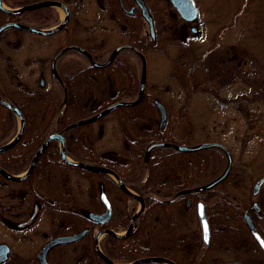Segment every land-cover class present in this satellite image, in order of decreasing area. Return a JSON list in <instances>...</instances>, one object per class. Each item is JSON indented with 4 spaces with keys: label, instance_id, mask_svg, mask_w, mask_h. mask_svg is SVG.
<instances>
[{
    "label": "flooded vegetation",
    "instance_id": "obj_1",
    "mask_svg": "<svg viewBox=\"0 0 264 264\" xmlns=\"http://www.w3.org/2000/svg\"><path fill=\"white\" fill-rule=\"evenodd\" d=\"M82 1L28 0L27 3L22 5H14L19 0H1V7L7 10H18L27 5L43 2H58L63 6L54 4L20 14H10L0 10V13L15 16L11 20L0 23V27L8 23H19L49 31L63 23L58 32L51 34L59 35L56 42L51 41L44 47L31 48L32 51L27 56L18 54L21 32L26 31L10 27L0 33V42L4 39L5 47H12L16 50L18 54L16 65L20 67L27 64L30 70L28 71L37 78V82L34 81L36 86L33 88H29L25 92L17 89L13 90L23 100V104H19L8 94V90L0 80V96L5 101L13 104L23 116V133L26 121L29 118L33 120L37 133L31 139L36 147L28 166L20 174L11 175L23 176L25 174L34 155L50 135H60L62 137L63 154L68 160L106 171L93 172L66 163L61 158V140L60 138H54L42 151L27 178L21 181H11L0 175L3 180L18 184L22 189V193L27 194L30 198L28 202L21 201L26 202L23 212L18 210L14 212V217L22 218L21 221H5L3 216H1V219L16 230H22L32 226L43 210H46L50 216L56 215V217H63V219L75 217L72 219L74 224L77 223L75 219L78 218L77 224L79 226L77 225L78 227L70 232H55L50 236L44 233L43 241L32 260L34 264H39L37 255L48 242L63 236L78 234L83 230H87V232L79 240L65 244L57 243L51 246L46 253L47 261L50 264H71L63 263L62 259L66 251L70 247H76L78 244L82 245L83 242H86L82 245L83 247H80V258L78 259L81 260L85 256L90 264H135L137 261L140 263L136 264H195L196 254L203 245L204 252L208 248H212L211 238L213 239V235L211 233L210 243L206 246L202 240L200 224L199 229H196L190 239L182 238V236L172 240L148 238L150 234L147 231L153 227V217L156 211L165 206L167 207V205L176 206L178 204L183 205L184 208L194 206L196 210L197 202L201 201L204 204L205 202L201 199V196L199 197L202 192L195 193L193 189L206 184L183 187L166 197L158 189H156L157 193H152L151 187L146 185L149 179L150 158L154 157L152 151L158 147L174 149L173 144L180 145L173 137V133L181 123V118H184L180 113L187 108V105L180 106V110L177 108L179 106L169 107L160 98L162 84L156 86L149 84L152 71L151 65L155 63L156 72L163 77L165 60L167 59L174 64L175 71L173 75L177 74L175 79L192 81V88L184 90L187 96L196 93L217 94V91L219 92L220 89L227 87L232 81L237 83L244 81L243 63L236 61L241 52L234 51L233 48L225 47V44H222L221 38L224 32L222 29V32L217 33L214 44L208 42L209 44L203 48L199 59L196 62L191 61L193 57H197L199 52L195 48L193 38L200 37L202 32L199 29L200 8L197 2L199 16L190 21L181 16L170 0H166L170 5L169 10L157 11L149 8L147 0H143L151 17V30L149 21L143 17L136 0H91L87 3L89 5L94 4L95 8L90 14L81 9ZM55 6H59L63 10L62 20L58 18L57 12L54 10ZM235 15L237 22L241 12H237ZM52 21L54 23H50ZM46 23H49V25H46ZM177 30L181 34V39L178 41L172 39L178 32ZM12 32L18 33L19 36L11 39L10 37L7 38L8 34ZM31 34L44 37L50 36L38 33ZM213 61L215 65H217V62L220 66L218 72L221 75H216V71L212 66ZM144 68L145 79L143 78ZM212 70L214 72L211 74ZM19 75L20 71L15 69L17 86L21 89L23 80L19 79ZM217 76H219V86L215 85L217 80H212L208 84L204 83L205 87L201 90L197 86V82H202L206 78L211 80ZM246 76L249 82L253 81L249 78L253 77L252 74ZM143 80H145V83L142 98L138 103L135 105H120L92 122L79 123L94 118L113 104H128L137 100L141 94L140 89ZM256 81H253V83L255 84ZM155 100L160 101L166 109V122L163 128H161V112L154 104ZM149 111L155 113V119L146 115V112L149 113ZM10 112L17 119V116L12 111ZM115 112H119L115 122H117L122 135V149L101 152L98 148V141L103 135L105 127L102 120ZM156 123L158 126L154 130L153 126ZM142 124L144 125L142 126ZM22 136L20 140H22ZM117 139L121 141L120 135L117 136ZM112 140L114 139L112 138ZM155 143L166 145L153 148L146 158L145 154L148 147ZM184 143L187 146V142ZM53 144L57 149L55 153L58 156L57 160H54L55 154L51 148ZM140 166L142 170L146 168L147 172L143 171L139 178L131 179L129 183L123 181V176L127 172ZM72 171L80 173L82 180L87 182L91 189L87 192L83 188L79 190L75 201H72V196L68 195L70 186L66 182L59 184L57 180L58 173L63 172L64 176ZM161 172L162 169L156 170L154 168L155 174ZM88 173L94 175H88ZM112 173L123 183L125 190L119 186ZM39 177H42L43 180H40ZM26 180H30V183L27 186L22 185L21 182ZM39 189L41 190L39 191ZM182 190H192V192L179 195L178 193ZM260 197L261 190L255 198L260 208L258 212L249 210L255 200L248 205L243 202L242 221L245 210H249L251 216L252 213L258 215L261 213ZM150 202L157 204L155 209L151 211L149 217L151 222L143 228L142 233H138L136 230L140 222L147 217V208ZM74 203L76 211L71 206ZM89 206L92 207H90V210L87 209ZM181 209H179L180 212ZM26 214L28 216H25ZM134 216L135 219H133ZM131 221L133 222L131 223ZM62 224L63 222L61 226H63ZM197 234L201 242L198 248ZM163 240L165 241L164 244ZM228 242L222 235H219L218 244L224 252L229 250ZM1 243L7 244L6 242ZM244 243L239 240L235 246L243 249ZM163 245H167L169 248H163ZM55 252L59 255V258L61 257L60 261L50 259L51 254ZM261 254L264 256L262 252ZM8 259L4 263L8 262ZM236 260L241 261L232 259L219 264ZM27 264H31V262Z\"/></svg>",
    "mask_w": 264,
    "mask_h": 264
},
{
    "label": "rangeland",
    "instance_id": "obj_2",
    "mask_svg": "<svg viewBox=\"0 0 264 264\" xmlns=\"http://www.w3.org/2000/svg\"><path fill=\"white\" fill-rule=\"evenodd\" d=\"M59 1L63 2V0ZM90 1L83 0L80 5L81 9L87 11L88 14L95 8L94 4L89 5L87 3ZM147 2L149 8L155 11L170 9V5L166 0H147ZM196 2L200 8L199 29L202 32L200 37L193 38L195 48L199 52L197 53V57H193L191 61L196 62L203 48L209 44L208 42L214 44L217 33L222 32L223 29L222 44H225V47L233 48L234 51L238 50V52H241L236 61L243 63L244 81L239 83L232 81L227 87L220 89L219 92L217 91V94L196 93L187 96L184 90L192 88V81L175 79L177 74L173 75L175 71L174 64L166 59L163 77L156 72V64L153 62L149 84L154 86L162 84L160 98L169 107L179 106L177 108L180 110V106L187 105L186 110L180 113L184 118H181V123L173 133V137L178 142H187V146H194L201 142H215L223 144L229 149L233 159V166L229 177L222 187L235 194L248 205L251 201L255 200V197L251 196V187L254 181L264 175V0H196ZM242 6L244 10L240 9ZM54 8L58 18L62 20L63 10L59 6H55ZM237 12H241V16L236 22L235 13ZM26 19L29 20L28 18ZM178 32H176V35L172 39L177 41L181 39V34ZM18 36V33L12 32L8 34L7 38L10 37L11 39ZM20 36L18 54L21 56H27L32 51L31 48H36V46L44 47L51 41L56 42L59 37V35L44 37L26 32H21ZM18 54L14 48L5 47L4 39L1 40V83L15 101L23 104V100L13 90L17 89L18 91L25 92V90L36 86L34 81L37 82V78L29 72L27 64H23L20 67L16 65ZM20 55L19 57H21ZM216 64L213 61V69L216 71V75H221L218 72L220 66L217 62ZM15 69L20 71L19 79L23 80L21 89L17 86ZM214 70L211 71V74ZM247 74L253 75V77L249 78L253 81L257 80L255 84L253 81L249 82ZM206 77L208 78V76ZM207 78L203 79L204 81L202 82H197L200 90L205 87L204 83L208 84L212 80H217L215 85L219 86V76L211 80ZM118 113L115 112L102 120L105 127L103 135L98 141V148L101 152L122 149V135L117 122H115ZM146 115L155 119L153 111L146 112ZM16 121L17 131L20 128L18 117ZM156 126H158L157 123L153 126L154 130ZM118 135H120L121 141L117 139ZM57 176L59 184L66 182L70 186L68 195L72 196V201L76 200L77 192L82 188L86 192L91 191L89 184L82 180V175L78 172L72 171L64 176L63 172H60ZM39 179L43 180L42 177H39ZM262 197L263 205L261 206L259 219L264 221V193ZM29 200V196L22 193V189L18 184L0 178V243L6 242L10 246L9 259L4 264H27L28 262L34 264L32 260L43 241L44 233L48 236L55 232L67 233L79 226L77 224L78 218L75 219L77 223L74 224L72 219L75 217L63 219V217H56V215L50 216L46 210H43L37 216L32 226L22 230H16L1 219V216H3L5 221H21L20 219L22 218L18 219L14 217V212L17 210L23 212L26 202ZM71 206L74 209L76 207L75 203ZM90 207H87V209L90 210L92 208ZM179 209L182 211L180 212ZM25 216H28V214ZM62 222L63 226H61ZM197 228L199 229V221L194 206L184 208L181 204L176 206L167 205V207L165 206L155 212L153 227L147 233L150 234L148 238L152 239L172 240L180 238L179 236L190 239ZM218 242L219 235L217 234L213 236V239L211 238V249L208 248L204 252L203 245L196 254L195 264H219L227 260L246 258L242 252H224L221 250L222 248H220ZM248 242V250H240L249 252L251 255L257 256L258 259H262L253 243L250 240ZM85 243L83 242L82 245ZM164 243L165 241L163 240ZM82 245L78 244L76 247H70L63 256V263L90 264L85 256L81 260L78 259L80 258V247H83ZM163 248L169 247L163 245ZM50 259L60 261L61 257L59 258V255L55 252L51 254Z\"/></svg>",
    "mask_w": 264,
    "mask_h": 264
},
{
    "label": "trees",
    "instance_id": "obj_3",
    "mask_svg": "<svg viewBox=\"0 0 264 264\" xmlns=\"http://www.w3.org/2000/svg\"><path fill=\"white\" fill-rule=\"evenodd\" d=\"M27 1L28 0H19V2L14 5H22L27 3ZM240 9L244 10L243 6ZM14 17L15 16L10 14L0 13V23L11 20ZM46 25H49V23H46ZM16 122L15 116L7 108L0 105V146L4 145L15 135ZM36 135L37 133L33 120L29 118L26 121L22 140H20L17 145L0 155V168L9 174H20L23 172L28 166L36 147L33 141H31ZM178 143L180 145H185L183 141ZM51 148L55 154L57 150L55 144H53ZM152 154L154 157L150 158L149 179L147 180L146 185L151 187L153 190L152 193H157L158 191L156 189H158L164 197L172 195L183 187L198 186L207 183L216 178L226 167V157L218 149L181 153L174 149L158 147L152 151ZM54 158V160H57L58 156L55 154ZM41 162L42 160L40 163ZM154 168L156 170L162 169V172L155 174ZM143 171L146 173V168H143L142 170L141 166L134 167L130 172H127V174L124 176L122 175L124 177L123 181L129 183L131 179L139 178V175L141 176ZM88 175L94 174L88 173ZM29 183L30 180L21 182L22 185L26 186ZM223 183L211 190L202 192L199 195L206 204L207 216L212 235H222L224 239H227L229 241L228 251L242 252L246 258H242L241 261H244L247 264H264V256L261 254L258 246L252 240L247 229L243 225V201L235 194L223 188ZM263 193L264 185L261 189V206L263 205ZM156 205L155 202H150V205L147 208V217L140 222L136 232L142 233L143 228L150 224L151 221L149 217L152 209H155ZM252 217L264 237V221L259 219L260 217L258 214L252 213ZM199 239L200 237L197 239V248L201 245ZM239 240L245 242L243 245L244 250H248L247 245H249L248 240H250L262 259H258L257 256L251 255L249 252L244 250L241 251L240 248H237L235 245L238 244Z\"/></svg>",
    "mask_w": 264,
    "mask_h": 264
},
{
    "label": "water",
    "instance_id": "obj_4",
    "mask_svg": "<svg viewBox=\"0 0 264 264\" xmlns=\"http://www.w3.org/2000/svg\"><path fill=\"white\" fill-rule=\"evenodd\" d=\"M170 1L172 2L174 7L179 11V13L181 14V16L184 19L191 21V20L196 19L199 16V9L196 5L195 0H170ZM136 2L138 4L139 8L141 9V13H142L143 17H145L149 21V26H150V29L152 30L151 17H150V14L148 12V9H147L144 1L143 0H136ZM54 4H57V5H60L61 7H63L58 2H43V3H36V4L27 5V6H24L20 9H18V10H7V9L1 7V0H0V10H2L5 13H10V14H20V13L25 12V11H29L32 9H38V8L44 7V6H52ZM62 26H63V23L53 30L44 31L41 29L28 27V26H25V25H22L19 23H8V24H5V25L0 27V33H2L5 29L12 27V28H17V29H20V30L26 31V32L38 33V34H42V35H51V34L58 32L62 28ZM143 78L145 79V68L143 69ZM144 83H145V80H143L141 83V89H140L141 94L138 97V99L135 100L134 102L128 103V104H122V103L113 104L112 106H110V108L99 113L94 118H92L88 121L79 122V123L92 122V121L102 117L106 113H108V111L111 110L112 108L118 107L120 105H135L142 98ZM0 104L5 106L6 108H8L10 111H12L20 120V128H19L18 132L15 134V136L8 143L4 144L3 146H0V155H1L2 153L6 152L10 148H12L14 145H16L18 143V141L20 140L22 133H23V129H24V120H23V116H22L21 112L13 104L5 101L1 96H0ZM154 104L159 108V110L161 112V128H163V126L166 122V109H165L164 105L158 100H155ZM54 138H60V140H61V158L66 163H69V164L75 165V166H79L81 168H84L86 170L93 171V172L103 170L101 168H97V167H93V166H89V165H84V164H79V163H74V162L68 160L63 154V139H62V137H60V135H50L45 140V142L42 144L40 149L34 155L28 169L26 170V172L23 176L11 175L1 168H0V175L4 178L8 179V180H11V181H21V180H24L25 178H27L30 175V173L32 172V170H33L35 164L37 163V160H38L40 154L42 153V151L47 147L48 143L50 141H52V139H54ZM165 145L166 144H164V143L152 144L151 146L148 147L146 154H145V157L147 158V156L149 155V153L151 152V150L153 148H155L157 146H165ZM172 147L176 151L185 152V153L196 152V151L207 150V149H218L225 155L226 167L224 168L223 172L218 177L213 179L212 181L194 188L193 191L195 193H201V192H204V191H207L209 189L216 187L217 185H219L221 182H223L228 177V175L232 169V165H233L232 155H231L229 149L227 147H225L223 144L215 143V142H201V143H198L194 146L173 144ZM103 171H106V170H103ZM112 175L116 178L119 186L125 190V186L119 180V178L113 173H112ZM263 185H264V175L258 177L251 187V196L253 198L254 197L256 198L259 195L260 190H261ZM190 192H192V190H182L178 194L183 195V194H187ZM259 209L260 208H259V204H258L257 200L253 201L251 208H249V210H254L255 212H258ZM249 210H245V212L243 213L244 225L247 228V230L249 231L253 240L256 242V244L260 248L261 252L264 254V238L261 235V233L259 232V230L257 229L256 224H255ZM196 214H197L199 224H200L203 243L207 246L210 243L211 232H210V226H209L208 218L206 215L205 204L201 201L197 202V204H196ZM133 219H135V216L133 217ZM133 221H131V223ZM86 232H87V230H83L78 234L63 236V237L56 238V239L48 242L40 250L39 254L37 255V259H38L39 264H50L46 259V253L51 246H53L57 243L65 244V243L77 241L81 237H83V235ZM9 250H10L9 246L7 244L0 243V264H3L8 259ZM136 263H140V262L137 261V262H135V264ZM223 264H246V263L236 260V261L225 262Z\"/></svg>",
    "mask_w": 264,
    "mask_h": 264
}]
</instances>
